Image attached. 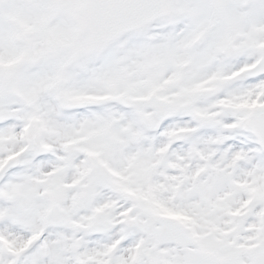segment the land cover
Here are the masks:
<instances>
[{
	"label": "snow or ice",
	"instance_id": "obj_1",
	"mask_svg": "<svg viewBox=\"0 0 264 264\" xmlns=\"http://www.w3.org/2000/svg\"><path fill=\"white\" fill-rule=\"evenodd\" d=\"M0 264H264V0H0Z\"/></svg>",
	"mask_w": 264,
	"mask_h": 264
}]
</instances>
